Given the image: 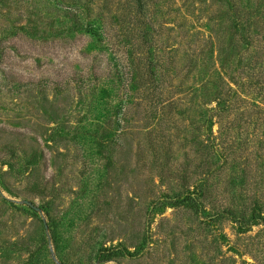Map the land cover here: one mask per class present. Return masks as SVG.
Returning a JSON list of instances; mask_svg holds the SVG:
<instances>
[{
  "label": "rangeland",
  "instance_id": "rangeland-1",
  "mask_svg": "<svg viewBox=\"0 0 264 264\" xmlns=\"http://www.w3.org/2000/svg\"><path fill=\"white\" fill-rule=\"evenodd\" d=\"M0 0V264H264V0Z\"/></svg>",
  "mask_w": 264,
  "mask_h": 264
},
{
  "label": "trees",
  "instance_id": "trees-1",
  "mask_svg": "<svg viewBox=\"0 0 264 264\" xmlns=\"http://www.w3.org/2000/svg\"><path fill=\"white\" fill-rule=\"evenodd\" d=\"M88 1L90 2L92 0H88ZM72 4H73V8H67V13L72 16L75 25L83 29L85 32H87V34L101 39L103 35L101 36V33H99L95 29L94 23L91 20H87V19L84 21L83 18L80 17L79 15L81 12L80 7H82L80 0H74ZM145 7H146L145 0H130L128 2V8L130 10L132 8H135L137 15L143 14L145 11Z\"/></svg>",
  "mask_w": 264,
  "mask_h": 264
}]
</instances>
